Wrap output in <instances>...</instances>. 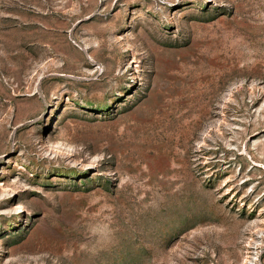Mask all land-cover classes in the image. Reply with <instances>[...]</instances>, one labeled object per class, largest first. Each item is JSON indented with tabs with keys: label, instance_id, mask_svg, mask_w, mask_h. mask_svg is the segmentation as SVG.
Wrapping results in <instances>:
<instances>
[{
	"label": "rangeland",
	"instance_id": "obj_1",
	"mask_svg": "<svg viewBox=\"0 0 264 264\" xmlns=\"http://www.w3.org/2000/svg\"><path fill=\"white\" fill-rule=\"evenodd\" d=\"M263 142L264 0H0V264H264Z\"/></svg>",
	"mask_w": 264,
	"mask_h": 264
},
{
	"label": "bare ground",
	"instance_id": "obj_2",
	"mask_svg": "<svg viewBox=\"0 0 264 264\" xmlns=\"http://www.w3.org/2000/svg\"><path fill=\"white\" fill-rule=\"evenodd\" d=\"M260 149H262V150L264 149V142L261 143V148H260ZM262 150H261V151H262ZM255 257H256V259H255L254 264H259V263H258V261H259V259H258L259 255L255 256Z\"/></svg>",
	"mask_w": 264,
	"mask_h": 264
}]
</instances>
